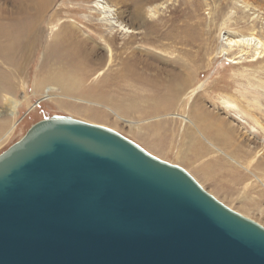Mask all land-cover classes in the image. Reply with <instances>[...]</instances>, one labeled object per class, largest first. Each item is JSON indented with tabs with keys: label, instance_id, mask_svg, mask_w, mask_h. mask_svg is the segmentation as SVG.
<instances>
[{
	"label": "water",
	"instance_id": "1",
	"mask_svg": "<svg viewBox=\"0 0 264 264\" xmlns=\"http://www.w3.org/2000/svg\"><path fill=\"white\" fill-rule=\"evenodd\" d=\"M0 264H264V226L118 131L54 115L0 154Z\"/></svg>",
	"mask_w": 264,
	"mask_h": 264
},
{
	"label": "rangeland",
	"instance_id": "2",
	"mask_svg": "<svg viewBox=\"0 0 264 264\" xmlns=\"http://www.w3.org/2000/svg\"><path fill=\"white\" fill-rule=\"evenodd\" d=\"M24 1L32 0H0V9L16 10L15 5ZM95 1H48L50 4L45 11V16L52 20L47 21L42 27L43 38L40 39L42 42H39L38 48L36 46L32 52L23 75L14 77L13 84L16 87L14 91L6 97V94L0 95V154L23 137L34 123L54 115L70 116L104 125L135 141L155 156L182 166L217 199L264 226V193H262L264 185H259L254 180L255 178L251 183V186L255 188L250 185L245 187L231 180H224V178L206 180L196 172L197 163L182 162L173 155L157 151L149 143L160 135L150 129L151 125L158 122L165 124L164 127H161V131L165 134L170 131V142H167V145L171 144L173 151L171 153L175 154L180 147L184 148L181 146L184 138L182 131L191 123L185 122L178 115L185 114L189 117L190 114L187 112H191L197 98L200 99L199 102L206 110L216 114L220 119L226 118V123L229 124L227 126L234 127L233 134L236 136L234 135L233 140L236 139L235 141H240L243 137L247 138L246 131L241 126L242 118H256L260 121L257 125L264 127V57L257 60H253L251 55L238 57L239 49L236 48L226 55L221 53L222 35L225 34V31L235 34L254 31L264 38V0H244L252 3L251 5L257 9L259 8L262 13L258 16L252 14V10L244 9L237 3V0H172L166 3L159 15L153 19L145 16L143 13L145 7L143 6L162 0H106L117 8L116 12L120 19L131 29H134V32L124 34L117 31L116 45H114L116 57L110 61L107 58L104 65L97 68L80 85L79 90H86L89 86L98 84L103 77V74L98 72L100 69L106 68L105 73L109 69L121 68L120 49L121 45L128 40L131 41L129 45L136 47L140 52L138 53V66L147 78L157 83L162 82L165 85H170L174 83V79H178L176 77L181 78L185 73L193 71L192 84L194 86L190 89L182 88L183 93L179 94L178 100L175 99V107L169 111L147 115L139 110L129 113L120 112L119 109H113L115 108L114 104L109 105L110 107L114 106L111 107L112 109L98 106V108L105 109L106 117L104 118H93L84 113H77L63 107L55 99L44 95L43 91L49 86L56 88L50 87L49 91L46 89L47 93L60 94L59 86L52 85L55 83L51 81L36 85L37 79L41 76L39 75L40 64L43 61L46 46L53 41L57 31L63 35L67 34L66 30L63 32L61 30L63 22L73 23L75 21L77 23L79 28L76 32L89 40L86 49L98 45L99 52H102L99 44L106 47L102 35L97 31L107 32L106 27L99 23L101 13L96 9ZM141 21H144L145 24ZM94 22L99 24L94 26ZM140 23L143 24L141 28H139ZM151 24L154 26H150ZM254 27L255 29H253ZM70 31L73 30L70 29ZM147 31L152 36L160 35L161 41L156 45H144L140 41V37ZM98 35L101 37L96 38ZM134 36H138V39L132 42ZM4 65L6 66L5 63ZM52 71L54 69L50 71V74ZM128 86L135 92L139 91L133 85ZM191 89L196 91L192 93ZM139 93L146 95V97L137 98L140 107L150 108L151 101L147 98L148 92L142 90ZM67 98L69 97H62L63 100L71 101L69 100L71 98ZM133 98L135 99V97H118L116 100L123 99V103L129 104ZM79 105L91 106L90 103ZM237 114L242 116L237 118ZM130 130L141 132L144 138L139 134L134 135ZM163 139L160 140L163 141ZM251 145L254 146L253 143ZM258 150H261L260 152L264 156V150L260 148ZM229 185L234 187L230 192H224L216 187L226 189Z\"/></svg>",
	"mask_w": 264,
	"mask_h": 264
},
{
	"label": "bare ground",
	"instance_id": "3",
	"mask_svg": "<svg viewBox=\"0 0 264 264\" xmlns=\"http://www.w3.org/2000/svg\"><path fill=\"white\" fill-rule=\"evenodd\" d=\"M48 1H24L15 5L16 10L0 9V95L6 94V97L14 91L16 88L13 84L14 77L23 75L32 52L36 46L38 48L39 42H42L40 41L42 27L47 21L52 20V18L45 16V11L50 4ZM170 1L172 0L148 3L143 6L145 7L143 13L147 18L153 19L159 15L166 3ZM109 2L106 0L95 1L96 9L101 13L99 23L103 24L107 30L106 33L103 30H97L106 44V47L99 44L102 52H99L98 45L86 49L89 40L85 36L78 34L79 32H76L79 28L77 23L75 21L73 23L65 21L61 25V30L62 32L66 30L67 34L63 35L60 31H57L53 41L46 46L45 55L40 64L39 75L41 76L37 79L36 85L48 81L55 83L52 85L59 86V89H61L60 94L47 93L46 89L55 87L49 86L43 91L44 95L55 99L63 107H67L77 113H84L93 118L106 117L104 110L106 108L112 109L113 105L109 106L111 104L115 105L113 109H119L118 111L120 112L129 113L139 110L147 115H156L173 109L175 107V99L179 97L181 92L183 93L182 88L190 89L194 86L192 84L194 72L189 71L182 75L181 78L176 77L178 79H174V83L170 85L154 82L147 78L138 66V53L140 52H138L136 47L129 45L130 40L121 45V68L109 69L105 73L106 68L100 69L98 72L103 74L102 80L98 84L89 86L86 90H79L80 85L97 68L104 65L107 58L110 61L116 57L114 45H116L117 31H121L124 34L134 32V29H131L120 19L116 12L117 8ZM237 3L248 11L252 10L251 13L255 16L262 13L259 8L257 9L250 2L237 0ZM140 17L142 19L141 14ZM99 23L94 22V26ZM142 23H140L139 28L143 26ZM150 26L154 25L151 24ZM70 29L73 31H70ZM258 34L254 31L242 34L225 31V34L222 35L221 53L226 55L236 48L239 49L238 57L251 55L253 60L264 57V38ZM99 37L101 36H96V38ZM136 39H138V36H134L132 42H135ZM161 39L160 35L152 36L148 31L140 37V41L144 45H156ZM52 69L54 71L50 74ZM110 79L112 80L111 82L109 81ZM128 85H133L139 91H147V98L151 101V107L141 108L137 98L146 97V95L139 93V91H133ZM191 91L193 93L196 90L191 89ZM62 97H69L71 99H67L71 101L63 100L66 98L62 99ZM118 97H135V99L133 98L129 104H125L123 99L116 100ZM199 101L200 99L197 98L191 112H187L190 114V118L185 114L178 115L185 122L191 123L190 126H187L182 131V137L184 138L181 146L184 148L180 147L177 153H171V144L167 145V142H170V131L165 134L160 130L165 124L158 122L150 126L152 132L160 134L157 139L155 138L156 140L149 142L150 145L157 151L173 155V157L182 162L197 163L195 166L196 172L206 180L224 178V180H231L245 187L247 185L251 186V183L255 180L259 185H264V156L260 152L261 150H258L259 148L264 150V127L257 125L260 121L256 118H242L240 120L241 126L245 129L247 138L243 137L240 141H235L236 139L233 140L235 135L233 134L234 127L227 126L229 124L226 123V118H218L216 114L206 110ZM83 103H90L91 106L79 105ZM98 106H102L105 109L98 108ZM241 116L237 114V118ZM132 133L136 136L139 134L140 137L144 138V135L137 130L132 131ZM160 139H163V141ZM252 143L254 144L253 147ZM216 187L224 192H230L234 188L232 185H229L226 189L219 186ZM262 193H264L263 190Z\"/></svg>",
	"mask_w": 264,
	"mask_h": 264
}]
</instances>
